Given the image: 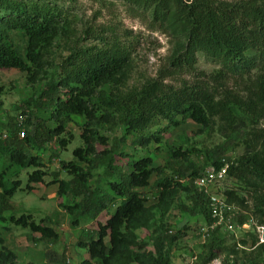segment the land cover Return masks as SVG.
Wrapping results in <instances>:
<instances>
[{
    "label": "trees",
    "instance_id": "16d2710c",
    "mask_svg": "<svg viewBox=\"0 0 264 264\" xmlns=\"http://www.w3.org/2000/svg\"><path fill=\"white\" fill-rule=\"evenodd\" d=\"M75 1L0 0V69L16 70L26 75L28 83L36 82L47 66L50 47L54 42L59 43L64 34L59 24L66 20V5ZM96 1H117L124 5L147 30L170 40V54L154 78L131 87L127 85L131 41L113 29L93 30L89 26L82 29L79 42L91 38L97 43L76 42L67 47L45 89L33 102L48 108L56 125L47 128L31 123L29 118L23 120L24 110L13 120L8 118L0 123V156L6 161L4 168H32L20 190L30 191V184L42 183L46 175L38 157L27 156L26 149L41 150L53 141L60 150H65L72 139L65 132V125L71 116H77L83 121L79 134L81 146L72 150V160L58 163L59 171L70 178L59 179L58 172L50 175L51 184H56L57 198L77 199L71 205L60 204L70 217V226H76L82 217L95 222L92 230L83 231L76 239V247L87 254L81 264H171L169 249L179 238V230L170 236L157 233L152 241L153 252L149 253L140 252L145 243L134 238L136 230L153 224L151 209L145 207L138 191L149 185L153 174L161 215L177 192L182 191L189 201V207H181L183 216L198 215L208 225L205 197L192 186L191 179L206 166L218 168L226 163L224 182L236 183L240 192L251 200L248 211L251 216L237 213V223L251 217L264 227V0ZM12 33L24 40L21 50L11 42ZM198 56L216 67L209 73L198 71ZM18 116L24 130L21 139L17 136ZM157 121H165L171 129L187 121L202 129L215 127L223 142L204 151L206 162L197 168H183L179 163L186 161L187 150L167 147L166 153L174 161L168 168L171 175L153 168L148 156L135 159L130 156L123 170L114 166L113 158L118 155V160H122L126 154L118 151V143L107 147V136L100 129L116 124L122 129L121 141L131 136L132 146L142 147L150 142L160 143L157 133L161 131L134 136ZM2 133L6 134L5 138H1ZM237 146L242 149L239 156L225 157ZM99 166L108 168L114 178L107 184L104 195H97L89 187L92 171ZM4 168L0 171V215L11 211L9 201L20 188L19 181L4 180ZM181 178H188V182L181 184ZM221 194L228 204L247 209V200L237 197L235 189H223ZM110 207L113 210L108 213ZM98 216L103 217L102 221L97 220ZM6 221L38 235L39 242L50 244L57 239L53 227L45 225L46 218L35 222L30 214H20L10 215ZM216 230L209 233L201 246L202 264L217 260L226 250ZM250 232H244L253 237L250 248L254 247L256 254L264 253V242L257 244L255 234ZM238 243L241 247L246 245L244 240ZM235 251L232 248L229 253L235 255ZM14 260L11 251L0 250V264H14ZM50 261L48 256L45 264H51ZM262 262L256 255L240 264ZM59 264H65L62 255ZM220 264L226 263L221 260Z\"/></svg>",
    "mask_w": 264,
    "mask_h": 264
},
{
    "label": "rangeland",
    "instance_id": "374dc122",
    "mask_svg": "<svg viewBox=\"0 0 264 264\" xmlns=\"http://www.w3.org/2000/svg\"><path fill=\"white\" fill-rule=\"evenodd\" d=\"M66 20L59 24L60 30L64 33L58 40L59 43L52 44L46 57L47 66L44 71L38 75L36 82L28 83L26 75L12 69H0V123L7 122L9 118L13 120L22 110L24 114L22 119H30L31 123H37L44 127L52 128L56 125L50 117L48 108H44L40 103L34 105L36 97L45 89V84L53 74L56 65L62 56L66 54L67 47L74 45L82 38L81 31L86 27L93 30L113 29L119 36H126L132 43L131 64L127 85L136 86L146 79L154 78L157 71L163 67L171 51V42L164 35L158 32H151L145 28L144 23L133 17L119 2L107 1L99 2L96 0H76L73 4L66 5ZM95 35L97 33H94ZM93 34V35H94ZM125 38V39H126ZM11 42L20 50L23 48L24 40L16 33H12ZM57 40V41H58ZM81 44H96V41L89 38L82 40ZM216 66L204 61L198 56L197 70L209 73ZM187 78V77H185ZM167 82V80H165ZM43 107V108H42ZM27 108V109H24ZM29 114V115H28ZM83 121L80 117L71 116L70 122L65 125V132L71 134L72 139L67 144L65 150H60L53 141L45 144L41 150L26 149V155L29 157H38L42 168L46 173L42 183L30 184V191L20 190L26 184V173L32 171V168L19 169L17 167L4 168L6 161L0 156V171L5 170L4 180H17L20 188L10 199L11 211H4L0 215V250L11 251L14 256V264H45L49 256L51 264H59V259H65V264H81L87 259V254L83 249L77 248L76 239L83 231H90L95 227V222L82 217L76 226H70V217L63 211L60 204H73L77 199L66 197L57 198L55 196L56 184H51V173L58 172V178L68 180L70 177L64 172L59 171V161L72 160L71 152L74 148L81 146L79 134ZM100 131L107 136V147L117 145L118 151L124 152L126 156L120 161L116 155L113 158V165L125 169L124 164L130 156L131 159L140 156H148L151 159L153 168H160L164 175H171L169 171V159L166 148H179L187 152L186 161H179L183 168L190 166L197 168L205 164L206 159L204 151H209L223 142L222 137L215 129L211 127L202 129L198 125L187 121L176 128H169L165 121H157L145 130L136 133L138 135L154 134L156 131L160 137V143L150 142L146 146H132L133 137H124L121 141L122 129L114 124L103 126ZM64 136V135H63ZM66 137V135H65ZM242 152L240 146L228 151L225 157L235 159ZM189 171H187V174ZM175 175V174H172ZM177 179L176 176H173ZM156 175L153 174L149 179V185L139 189L141 197L144 199V205L151 209L153 224L147 229H138L134 232L136 242L145 243L140 252H153L152 241L157 233L173 235L179 230V238L173 242L169 249V261L171 264H202L203 248L200 240L201 230L204 228L203 220L200 216H183L182 206L189 207V201L184 192L179 191L174 199L166 207L165 212L160 214L157 208L159 203L158 190L153 186ZM114 180L111 171L104 166H99L92 171V178L89 180V187L97 195L107 194V184ZM181 184L188 182V178H181ZM237 184L232 181H226L221 185L220 192L224 189H235L237 197L247 200V209H242L232 204L236 213L250 215L251 200L245 197L237 188ZM114 203H118L115 200ZM113 207L108 209L111 213ZM249 211V212H248ZM30 214L35 222L40 219H48L46 226L53 227L57 239L53 243H43L38 241V235L30 234L26 229H21L10 225L6 218L10 215ZM102 216L97 220L102 221ZM251 233V232H250ZM217 237L222 239L226 250L219 255L217 260L209 264H220L223 260L226 264L246 263L252 260L256 255L264 261V253L256 254L254 247L250 248L251 236L243 231H234L227 233L221 227L216 230ZM247 235V237H246ZM244 240L246 245L238 246V241ZM236 250V254H230L231 249ZM264 264V262H262Z\"/></svg>",
    "mask_w": 264,
    "mask_h": 264
},
{
    "label": "built area",
    "instance_id": "2783aa9c",
    "mask_svg": "<svg viewBox=\"0 0 264 264\" xmlns=\"http://www.w3.org/2000/svg\"><path fill=\"white\" fill-rule=\"evenodd\" d=\"M21 117H17L18 138H22L24 130L21 126ZM6 134L2 133L1 138H5ZM227 164L223 163L218 168L206 166L203 172L198 173L191 179L192 186L201 193L206 200V206L210 223L205 225L201 230L200 240L203 243L209 233L214 229L221 227L223 231L233 233L234 231L246 232L250 230L257 238V244L264 242V227L257 225L251 217H248L243 223L238 224L236 221V212L231 204L225 201V197L220 192V187L226 178ZM179 182H181L179 180Z\"/></svg>",
    "mask_w": 264,
    "mask_h": 264
}]
</instances>
